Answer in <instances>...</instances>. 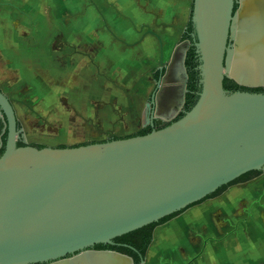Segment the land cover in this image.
<instances>
[{"label": "water", "instance_id": "water-1", "mask_svg": "<svg viewBox=\"0 0 264 264\" xmlns=\"http://www.w3.org/2000/svg\"><path fill=\"white\" fill-rule=\"evenodd\" d=\"M192 12L201 92L190 111L163 128L153 116L143 135L18 146L15 106L0 88L8 124L0 155V264H136L126 253L94 247L264 170V93L230 92L223 83L228 77L264 86V0H194Z\"/></svg>", "mask_w": 264, "mask_h": 264}, {"label": "rangeland", "instance_id": "rangeland-1", "mask_svg": "<svg viewBox=\"0 0 264 264\" xmlns=\"http://www.w3.org/2000/svg\"><path fill=\"white\" fill-rule=\"evenodd\" d=\"M135 1L0 0V87L14 101L20 138L72 146L147 124L157 63L137 57L131 14L153 24L158 12L161 20L182 27L194 0H162L161 7ZM259 177L219 200L187 208L178 216L180 226H161L166 232L157 233L145 264H264V176ZM216 202L221 205L211 209Z\"/></svg>", "mask_w": 264, "mask_h": 264}, {"label": "flooded vegetation", "instance_id": "flooded-vegetation-1", "mask_svg": "<svg viewBox=\"0 0 264 264\" xmlns=\"http://www.w3.org/2000/svg\"><path fill=\"white\" fill-rule=\"evenodd\" d=\"M188 22H189V19H188V21L186 22L185 25H183L182 27H178V26L174 25V23L168 22L167 20L164 21V20H161L160 18L156 17V20L153 21V24L151 26L145 25L142 28V32L143 33H146L148 31L147 33L153 34V36L155 37V40H156V43H157V47L156 48L159 51L158 52L159 56L157 57V60H156V63H157L156 70H157V72H156L155 78H154V89H153V91H152V93L150 95V98L152 100H149V98L146 99L148 101L147 102L148 110L150 108V116H149L150 119L148 120L147 124H145V126L141 127L140 129H142L144 127H147V126H152L151 121H152V117L153 116H154V125L157 128L156 122H158L159 120L162 121V122H165V123L166 122H171L181 112L184 111L185 103H184L183 106H181V101H182L183 93H184L185 76H184V74L182 72L181 61H182V58L184 56L185 49H187V51H188V49H189V47L191 45V42H190L189 38H184V35H185V33H189V34H192L191 36H193V33L188 32ZM157 26L165 27L167 29H170V32L173 33L174 36H176V44H179V46H180L179 50H176V52L174 53V56H173L174 62L172 64V72L174 73V76H173L174 85L170 86V87L166 86L167 83L164 81L165 80L164 79V74L166 73L167 68H169L168 64H164L165 63V58H164L165 40L157 32H155L153 30V28H156ZM149 30H152V32H150ZM174 31H175V33H174ZM142 34L140 35V37H138V38H136L134 40L133 44H135L136 41H138L140 38H142ZM159 38L161 39V44L159 42ZM166 40H167V38H166ZM193 40H194V38H193ZM187 51H186V54H187ZM161 56L163 58V62L161 61ZM185 60H186V58H185ZM242 87H244L245 90H248L250 92H263L264 93V86H257V87L242 86ZM1 90L3 91L2 88H1ZM186 93H187V90L185 92V97H186ZM6 95L9 96L8 94H6ZM156 97H158L157 98L158 103H156V105H155V103H154L155 100L154 99H156ZM10 98L12 99V97H10ZM13 105H14V101H13ZM169 105L172 107V109L169 108ZM15 112H16V116H17V120H18L17 121V130H18L17 145L18 146L19 145H22V146H24V145H33V146H36V147H39L40 145H42L43 147L47 146L45 144L28 143V142H25L24 139L19 137L20 120H19L16 108H15ZM170 119H171V121H170ZM113 134H115V133H111L106 140L113 139L115 137H125V136H127V135L120 136L118 134H115L116 136H114ZM7 136H8L7 119H6V116H5L4 112L0 109V150L3 147H5ZM91 142H95V141H91ZM91 142H84V143H81V144H86V143H91ZM81 144H75V145H81ZM61 146H68V145H61ZM61 146H53V147H61ZM260 174L264 175L263 170H260L258 174L252 176L251 178H249L247 180L236 182V183H233L231 185H234V184H237V183H245V182L251 181L254 178H256L257 176H260ZM231 185H229V186H231ZM211 198H213V197H211ZM114 243H116V242H114ZM116 244L119 245V243H116ZM94 248L96 249V247H94ZM145 257H146V255H145ZM196 257H198V255L193 257L192 259H194V258L196 259ZM135 263L136 264H140L141 261L138 262V263L137 262H135Z\"/></svg>", "mask_w": 264, "mask_h": 264}, {"label": "trees", "instance_id": "trees-1", "mask_svg": "<svg viewBox=\"0 0 264 264\" xmlns=\"http://www.w3.org/2000/svg\"><path fill=\"white\" fill-rule=\"evenodd\" d=\"M238 7V5H235L234 10H236ZM188 32L190 33H195V28H194V24L192 21V12L189 18V22H188ZM192 34L189 33H185L184 38H189L191 45L187 51L186 54V60H185V66H186V70L188 73V83H187V93H186V97H185V106H184V111L181 112L173 121H176L178 119H180L181 117H183L185 115V113L187 111H190L193 106L196 104V102L199 99V93L201 92V83H200V79H201V75H200V70L198 68L200 61H199V54L196 50V46H195V40H193V36H191ZM224 87L226 90L230 91V92H235V91H248L245 90L244 87L238 85L233 79H230L228 77L224 78ZM171 122H166L163 123L162 121H158L156 122L157 128H163L169 124H171ZM153 129L152 126H147L144 127L142 129H140L139 131H137L136 133L127 135L125 137L128 136H133V135H143V134H147L149 133L151 130ZM21 144V143H20ZM87 144V143H86ZM22 146V145H19ZM43 146L40 145L39 148H42ZM3 147L0 150V155L3 153L4 151ZM259 171L258 170H253L250 171L246 174H243L242 176H240L239 178H237L236 180L230 182L227 185L221 186L219 189H217L215 192L207 195L205 198L194 202L193 204L187 206L191 207L197 203H200L208 198L211 197H215L218 196L219 194H221L222 192L225 191V189L236 182H240V181H244L247 180L249 178H251L252 176L258 174ZM187 208L181 209L179 211H176L174 213H171L167 216H164L162 218H160L158 221L149 223L147 225H144L140 228H137L135 230H132L130 232H127L125 234H122L120 236H117L113 239L114 242L119 243V245H117L116 243L114 244H97L95 247L96 249H112V250H116L122 253H126L130 256H132L135 260V262H140L141 261V255L145 256L147 253V250L149 248V246L151 245L152 241H153V237H154V231L155 229L168 222L169 220H171L172 218L176 217L177 215L181 214L182 212H184Z\"/></svg>", "mask_w": 264, "mask_h": 264}, {"label": "crops", "instance_id": "crops-1", "mask_svg": "<svg viewBox=\"0 0 264 264\" xmlns=\"http://www.w3.org/2000/svg\"><path fill=\"white\" fill-rule=\"evenodd\" d=\"M149 1L151 3H153L154 5H156L155 7H157L158 5H159V7L163 6V4H162L163 1L162 0H149ZM136 2H137V0L135 1V3ZM139 5H140V3H139ZM135 10L137 11L138 8L137 9L135 8ZM131 12H132V10H131ZM146 15H148V14L146 13ZM152 15L154 17V20H156V17L162 18V15H160V17H159V13L158 12L157 13L155 12ZM131 18L134 20V23L136 24L135 27L137 28V29H135V31H136L135 32V35H138L139 37L143 33L142 32V28L145 25H149V26L152 25L151 24V21L150 20H147L149 18L146 19V17L144 15H142V14H139V15H138V13L137 14H131ZM153 30L155 32H157L165 40V53H164L165 63L164 64H168L169 65V68H167L168 71L164 74V78H165L164 81L167 83L166 86H169L170 87V86H173L174 85V79H173L174 73L172 72V64L174 62L173 56H174V53L176 52V50H179V47L180 46H179V44H176V36H174V34L170 32V29H167L165 27L157 26L156 28H153ZM147 32L146 33H143L142 34V38H140L139 40L137 39L138 41H136V43L134 44L135 47H137V53L136 54H137V57H141L142 56V57L146 58V60L151 59V60L154 61V60H157V57L159 56V53H158L159 51L156 48L157 47V43H156L155 37L153 36V34H150V33H147ZM174 33H175V31H174ZM166 38H167V40H166ZM169 108L172 109V107L170 105H169ZM134 133H136V132H134ZM130 134H133V133H130ZM130 134H127V135H130ZM263 173H264V170H263ZM260 178L261 177L257 176L253 180H258ZM253 180L248 181V182H245V183H237V184L231 185L225 191H227V190H242V188H243L242 186L249 185V183H251ZM260 181H261V179L259 180V182ZM250 190H255V189L254 188L253 189L250 188ZM224 192H222L221 194H219L218 196H216V197H218L217 198L218 200L220 199L219 196H221ZM216 197H213V198H216ZM202 202H204V201H202ZM202 202H200V203H202ZM211 205L212 206L210 208L211 209H214L215 206H220L221 204H220V202H216V204L213 203ZM181 214L177 215L176 217L181 216ZM176 217H174V218H172L171 220L168 221V222H170L168 226H170V227H174V226L178 227V226H180V225H178L179 223H181V222H178V219L180 217H178L177 219H176ZM168 222H166V223H168ZM174 222L176 223L175 225H173ZM166 223H164V224H166ZM164 224L158 226L155 229V231H154V237L155 238L153 237V241H152L153 244H154V241L156 239V235H158L157 233L164 234L163 232H166V230L164 228H162L163 231L160 228ZM225 228H226V226H223L222 230L221 229L220 230L223 231V229H225ZM217 231H218V229H217ZM182 244L185 247H189L190 248V251H193L194 248L193 247H190V245L184 244V243H182ZM159 245H160V248H163V246L166 245V243L162 241V243H159ZM154 247H155V245H154ZM160 248H157V250L160 249ZM201 254L202 253H200L198 255V257ZM198 257H196V258H198ZM193 260H195V259H192L191 262H193Z\"/></svg>", "mask_w": 264, "mask_h": 264}]
</instances>
